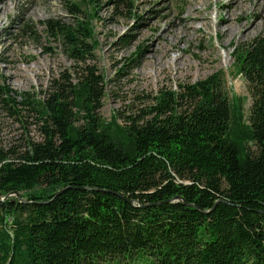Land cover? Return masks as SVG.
Segmentation results:
<instances>
[{
    "label": "trees",
    "instance_id": "1",
    "mask_svg": "<svg viewBox=\"0 0 264 264\" xmlns=\"http://www.w3.org/2000/svg\"><path fill=\"white\" fill-rule=\"evenodd\" d=\"M81 1L69 5L71 22L41 24L70 72L36 101L0 83V102L18 117L20 104L33 110L41 136L21 150L0 146V198L20 195L0 202V264H264V35L232 50L251 97L246 122L221 71L105 122L99 3ZM108 1L115 16L131 12L132 0ZM21 33L35 37L34 25Z\"/></svg>",
    "mask_w": 264,
    "mask_h": 264
},
{
    "label": "rangeland",
    "instance_id": "2",
    "mask_svg": "<svg viewBox=\"0 0 264 264\" xmlns=\"http://www.w3.org/2000/svg\"><path fill=\"white\" fill-rule=\"evenodd\" d=\"M132 1L131 12L118 7L115 16L113 4L98 0V17L92 21L98 41L94 62L105 78L101 118L108 122L116 115L123 123L127 116L134 117L151 105L152 96L161 88L178 90L179 84L221 71L223 87L230 100L231 96L239 98L246 122L251 97L232 50L234 45L264 35L256 0ZM3 2L0 83L31 94L33 101L42 99L51 80L70 72L73 63L44 36L41 24L49 18L71 22L70 3L85 4L81 0H0V8ZM194 16L198 19H187ZM25 23L34 25L35 37L22 35ZM128 35L131 43L121 47L118 40ZM135 52H139L138 66L126 75H117L120 64ZM18 108L19 117L0 102V146L4 149L21 150L26 139L41 138L37 114L21 104Z\"/></svg>",
    "mask_w": 264,
    "mask_h": 264
},
{
    "label": "bare ground",
    "instance_id": "3",
    "mask_svg": "<svg viewBox=\"0 0 264 264\" xmlns=\"http://www.w3.org/2000/svg\"><path fill=\"white\" fill-rule=\"evenodd\" d=\"M255 2H256V4L254 7H256L257 11H258L256 13L258 21L260 22V19H263V21H264V0H256ZM5 10H6V7H5L4 2H3V6L0 8V15H2ZM187 19L196 20V19H198V17L194 16L193 18H187ZM256 24H258V23H255V25Z\"/></svg>",
    "mask_w": 264,
    "mask_h": 264
},
{
    "label": "water",
    "instance_id": "4",
    "mask_svg": "<svg viewBox=\"0 0 264 264\" xmlns=\"http://www.w3.org/2000/svg\"><path fill=\"white\" fill-rule=\"evenodd\" d=\"M59 193H60V191L56 192V195L59 194ZM11 195H14L17 198L20 197L19 193L17 191H15V192H11V193L6 194L3 198H0V202L3 201V199H5V198H7L8 196H11ZM176 199H178V197H176ZM23 202H25V201L23 200ZM38 203H45V202L41 201V202H38Z\"/></svg>",
    "mask_w": 264,
    "mask_h": 264
}]
</instances>
